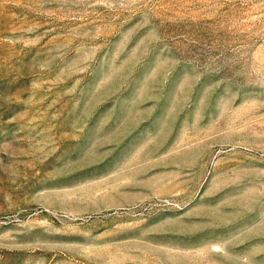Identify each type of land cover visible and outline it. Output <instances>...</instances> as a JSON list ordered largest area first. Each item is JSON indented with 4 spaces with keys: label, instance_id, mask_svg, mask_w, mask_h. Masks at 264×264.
<instances>
[{
    "label": "rangeland",
    "instance_id": "rangeland-1",
    "mask_svg": "<svg viewBox=\"0 0 264 264\" xmlns=\"http://www.w3.org/2000/svg\"><path fill=\"white\" fill-rule=\"evenodd\" d=\"M0 264H264V0H0Z\"/></svg>",
    "mask_w": 264,
    "mask_h": 264
}]
</instances>
